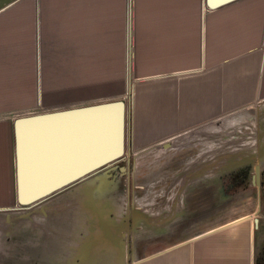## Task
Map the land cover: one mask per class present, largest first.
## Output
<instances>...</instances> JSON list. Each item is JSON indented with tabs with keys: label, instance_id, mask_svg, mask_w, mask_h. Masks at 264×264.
Wrapping results in <instances>:
<instances>
[{
	"label": "crops",
	"instance_id": "obj_1",
	"mask_svg": "<svg viewBox=\"0 0 264 264\" xmlns=\"http://www.w3.org/2000/svg\"><path fill=\"white\" fill-rule=\"evenodd\" d=\"M21 1L0 11V213L17 205L14 122L20 116L123 99L125 158L135 163L199 144L206 157L207 138L217 137L224 123L246 116L262 146L264 0H233L216 8L206 0H41V6L30 0V10H9ZM110 43L117 47L112 56ZM216 157L213 161L225 162L223 155ZM65 191L71 197L87 193L88 202L99 207L102 191L92 186ZM61 193L41 204L43 214L19 226L0 218L9 241L8 258L0 254V261L60 264L65 253L69 260L79 256L88 239L89 257L106 264H255L263 244L256 212L154 251L155 242L139 241L129 248L122 233L128 227L124 212L129 198L122 197L123 228L117 219L110 235L100 225H88L89 235H82L86 220L78 219L71 224L78 227L71 240L59 212ZM73 206L77 212L83 209L77 202ZM84 209L95 217L93 208ZM118 238L127 246L122 248Z\"/></svg>",
	"mask_w": 264,
	"mask_h": 264
},
{
	"label": "rangeland",
	"instance_id": "obj_2",
	"mask_svg": "<svg viewBox=\"0 0 264 264\" xmlns=\"http://www.w3.org/2000/svg\"><path fill=\"white\" fill-rule=\"evenodd\" d=\"M12 1L14 0H0V8ZM29 2L30 0H22L9 10H30ZM35 3L36 2L33 1L32 10L36 9ZM37 3L41 6V0ZM49 5L51 4L49 3ZM51 6L54 7V5ZM51 9L53 8L49 6L48 10ZM116 49V44L110 43L107 50H109L108 53L112 56ZM100 101L106 102L108 100H97L90 104L100 103ZM250 121L252 120H249L248 116H246L242 117L239 122L235 120L234 123H224L223 128L219 129L218 132H215L217 137H211L214 143H211L213 142L211 138H207V141L209 139L211 142H209L208 147L203 146V151L208 150L207 154L209 155H206V157L202 155V148L199 144L198 146H183V148H179L173 152L174 156L172 154H160L162 156L159 158L157 154L156 157H151L150 162H132L130 164L132 167L134 166V171L136 172L132 179V192H134V194L137 193V198L139 196V201L137 200L135 203L136 206L135 204L134 207L132 206V208H137L136 211L132 212L134 214L132 219V229L140 231L146 229L148 232L151 231L150 234L153 233L154 235H158L153 241L147 240L144 242L145 244H147V242L156 243L155 245L157 246L150 248V251L160 249V247L182 237L189 239L194 235L217 227L225 223L227 220L238 218L246 214H255L256 212H258V215L255 214V217L260 218V222L263 226V229H261L259 233V243L263 242V244L260 248L258 247V250L264 249V188H262L260 179L259 181L257 179V182L255 180V182L251 183V175H249L246 183H244L242 187L239 186V188L230 189L226 185L224 191L221 185L224 181L222 176H226V174L231 172H236L243 167H248L250 174L253 173L259 176V174L264 173V161L259 164L260 173H258V170L256 171V162L232 163L240 162L241 159L242 161L247 160L250 157L254 160L255 156H257L258 153L261 154L260 150L264 148V130H261L260 132V136L263 138V143L261 144L262 146H260L261 149H259V141L256 143V138L254 137L256 136V131L252 129V122ZM217 139L219 144H216ZM222 141H224V144H222ZM219 154L223 155L225 162H215L216 159L213 161V158L219 156ZM124 157H126V155ZM124 157L120 162L123 166L125 162ZM206 159L208 162H206ZM187 160H191V164H187L189 162L184 164ZM200 179L203 181L206 180L208 185L207 195L202 198L188 191L187 188L189 186L195 187L197 183L200 182ZM226 180L227 179H225V181ZM145 184L152 186V189H150L152 191L150 200L140 199L143 198V196H140L142 190L141 187ZM76 188L79 187L76 186ZM185 188H187V190ZM114 192L113 188H111L103 195H97V204H99V206H105V218L109 220H121L120 206H122L123 202L120 201V197L123 192L117 191L118 195H111V193L113 194ZM60 195L62 198L58 202L61 203L59 212L64 219L65 233H69L72 240L73 236L78 234V227L73 229L71 224L78 219H82L81 223H83L85 222L83 221L84 219L86 220V227H83L84 230L83 228L81 229V233L82 235L84 233L88 235L90 232H88L89 226L87 219L90 218V216L87 215V212L84 209L89 201L87 193L81 194L79 197L75 194L72 196L74 197V200L68 191L62 192ZM78 198H80V200H78ZM122 199L124 200L123 195ZM111 201L113 205L116 206L117 204V207L113 208L112 204L110 205ZM76 202L82 204L81 207L83 209L81 211L79 210L77 212L78 209L76 210V208L74 210L73 204ZM148 202L150 203L147 204ZM176 202H178L177 207L174 209ZM53 203V207H49L53 208L52 211H54V207H56ZM157 205H159V207ZM112 209L114 211H112ZM8 213L13 215L21 214L19 211H2L0 213V218L3 219V222L5 214ZM122 214L123 213H121V215ZM158 219L162 222H158ZM156 222L161 225L154 226V223ZM94 224L96 226L99 225L96 221ZM93 229L94 228L92 227L91 230ZM99 231L100 230L98 229L97 232L99 233ZM7 233L8 227L2 223L0 237L3 236L5 242L2 244L4 249H1L0 254L1 257L6 258H8L9 255L7 252L9 246V241L6 239L8 237ZM21 235H23L22 232L19 234V237H21ZM72 244L73 243H69V245ZM134 244L136 245L135 242ZM130 245L132 247L133 244ZM74 246H76L75 243ZM12 257H14V255ZM70 261H72V259H70Z\"/></svg>",
	"mask_w": 264,
	"mask_h": 264
},
{
	"label": "water",
	"instance_id": "obj_3",
	"mask_svg": "<svg viewBox=\"0 0 264 264\" xmlns=\"http://www.w3.org/2000/svg\"><path fill=\"white\" fill-rule=\"evenodd\" d=\"M18 1L1 7L0 11ZM230 1L233 0H206V5L216 8ZM126 123L127 105L123 99L18 117L14 122L17 205L1 212L21 214L8 213L4 218L19 226L26 219L43 214V202L73 186H92L102 191V195L109 191L115 181L112 166L127 152ZM260 152L254 160L250 157L232 163L256 162V171L260 173L264 148ZM87 206L95 210V217L87 219L88 225L93 226L96 221L102 233L110 235V226L115 222L104 217L105 208L92 202ZM113 233L120 236L118 230L113 229ZM118 239L122 248L127 246L126 241ZM80 246L81 253L71 264L107 263L105 259L89 257L88 239Z\"/></svg>",
	"mask_w": 264,
	"mask_h": 264
},
{
	"label": "flooded vegetation",
	"instance_id": "obj_4",
	"mask_svg": "<svg viewBox=\"0 0 264 264\" xmlns=\"http://www.w3.org/2000/svg\"><path fill=\"white\" fill-rule=\"evenodd\" d=\"M124 166L120 164L121 160L117 163H115L112 167L115 169H113V173L115 181L113 183V191H115L113 194L111 193V195H118L117 191H122L123 192V196L125 201H127V198H129V204L126 205L125 204V209L126 212H124L125 216V221H128V227L126 226L125 232V239H129V243H138L139 241H147V240H154L156 237H158V235H154L153 233L150 234L151 231L148 232V230H134L132 229V219H133V213L137 208H132V206L134 207V204L136 203V201H139V196L137 198V193L136 194H132V179L135 176V171H134V166L132 167L130 164L133 162L132 158L129 159V161L124 157ZM189 162V163H187ZM191 164V160H187L184 164ZM122 167H127L126 170H122ZM249 175H251V183L255 182V174H250L249 168L248 167H243L240 168L239 170H237L236 172H231L229 174H226V176H222V179H224L223 183H221L222 187H223V191H224V187H226V185L230 188V189H236L242 187L244 185V183H246V180L248 179ZM226 177V178H225ZM174 179V176H173ZM206 179V178H205ZM225 179H227L225 181ZM259 179L260 182L262 183V188H264V173L259 174ZM207 180V179H206ZM206 180H201L200 182L197 183V185L195 187L189 186L188 191L196 194L198 197L200 196L201 198L207 195V181ZM124 182V183H122ZM124 184V185H123ZM154 187V186H153ZM168 188V187H167ZM187 188H185L187 190ZM141 195L143 196V198H140L141 200H150L151 197L150 195L152 194V191L150 189H152V186H148L147 184H145L143 187H141ZM109 190V189H108ZM102 195V194H100ZM121 195V197H122ZM127 195H129V197H127ZM153 196V195H152ZM120 197V198H121ZM197 197V198H198ZM150 202H148L147 204H149ZM128 206V207H127ZM136 206V204H135ZM159 207V205H157ZM129 208V209H127ZM93 215V214H92ZM91 218H93V216H91ZM118 221V220H117ZM120 222H123L121 224V227L123 228L124 225V220L121 219ZM116 230H118L116 227H114V231L116 232ZM150 235H149V234ZM89 235V234H88ZM66 245L69 246L68 243H66ZM72 254V252H71ZM66 258L61 260L60 264H69L70 260L69 258H67L68 255H70L69 253H65ZM0 264H24V263H14L11 262L9 260H2L0 261Z\"/></svg>",
	"mask_w": 264,
	"mask_h": 264
},
{
	"label": "trees",
	"instance_id": "obj_5",
	"mask_svg": "<svg viewBox=\"0 0 264 264\" xmlns=\"http://www.w3.org/2000/svg\"><path fill=\"white\" fill-rule=\"evenodd\" d=\"M255 264H264V249L256 255Z\"/></svg>",
	"mask_w": 264,
	"mask_h": 264
},
{
	"label": "bare ground",
	"instance_id": "obj_6",
	"mask_svg": "<svg viewBox=\"0 0 264 264\" xmlns=\"http://www.w3.org/2000/svg\"><path fill=\"white\" fill-rule=\"evenodd\" d=\"M256 176V175H255Z\"/></svg>",
	"mask_w": 264,
	"mask_h": 264
}]
</instances>
